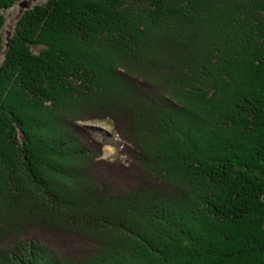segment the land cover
I'll use <instances>...</instances> for the list:
<instances>
[{
	"label": "trees",
	"instance_id": "obj_1",
	"mask_svg": "<svg viewBox=\"0 0 264 264\" xmlns=\"http://www.w3.org/2000/svg\"><path fill=\"white\" fill-rule=\"evenodd\" d=\"M1 54L0 264H264V0H0Z\"/></svg>",
	"mask_w": 264,
	"mask_h": 264
},
{
	"label": "rangeland",
	"instance_id": "obj_2",
	"mask_svg": "<svg viewBox=\"0 0 264 264\" xmlns=\"http://www.w3.org/2000/svg\"><path fill=\"white\" fill-rule=\"evenodd\" d=\"M31 8H23V10H21V7L19 4H17V6H15L14 8H11L10 10L5 12L6 15V24L4 26L3 29V38L5 43H7L8 47L10 46V41H11V36L13 34V32L16 29V24L18 22V20L21 18V15L23 14V12L27 9ZM7 50V49H6ZM3 55H0V60L2 59ZM112 95L116 96V98L118 99V97H122L123 93L116 91L115 94L114 92H111V98ZM126 95V94H125ZM128 98H130V95H126ZM120 97H119V103H118V107L124 106V103L122 101H120ZM114 99V97H113ZM102 103V100H101ZM157 118H152V121L154 122ZM82 125L89 127L94 134L101 140L103 141V143L105 144L104 147V155L103 158L107 159V160H115L117 158V149L119 146H121V141L119 139V137L117 136V134L115 133L114 130V125L112 123L111 120L107 119L104 121H92V120H88L86 122H81ZM147 135V136H146ZM143 135L144 138L139 139L141 144H152L153 146V151H156L159 153V151L164 152V148H165V143L161 141L160 137H155L152 134H146ZM166 141V139H165ZM174 143V140L171 138V140L166 141V144L172 145ZM110 148V149H108ZM121 156V155H120ZM123 158V157H122ZM26 177V176H25ZM48 179H52L51 176ZM55 180V179H54ZM74 187V186H73ZM79 200H81L80 198H78ZM25 203L27 204V209H31L34 206V202L33 200H31L30 198H28L27 200H24ZM149 204V203H148ZM149 205H146L145 203L143 204V207L146 208H150L153 210V207ZM9 214H15L16 221L19 220L22 217H25V215H27L28 211L25 209L22 212H13L12 210H8ZM84 213V212H83Z\"/></svg>",
	"mask_w": 264,
	"mask_h": 264
},
{
	"label": "water",
	"instance_id": "obj_3",
	"mask_svg": "<svg viewBox=\"0 0 264 264\" xmlns=\"http://www.w3.org/2000/svg\"><path fill=\"white\" fill-rule=\"evenodd\" d=\"M28 7H29V4H28V3L24 2V3L22 4V8H28Z\"/></svg>",
	"mask_w": 264,
	"mask_h": 264
},
{
	"label": "bare ground",
	"instance_id": "obj_4",
	"mask_svg": "<svg viewBox=\"0 0 264 264\" xmlns=\"http://www.w3.org/2000/svg\"><path fill=\"white\" fill-rule=\"evenodd\" d=\"M110 149V148H109Z\"/></svg>",
	"mask_w": 264,
	"mask_h": 264
}]
</instances>
